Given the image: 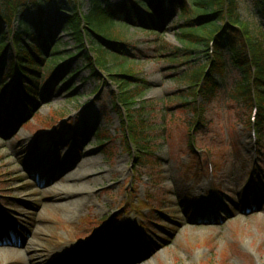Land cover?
<instances>
[{
	"label": "rangeland",
	"instance_id": "374dc122",
	"mask_svg": "<svg viewBox=\"0 0 264 264\" xmlns=\"http://www.w3.org/2000/svg\"><path fill=\"white\" fill-rule=\"evenodd\" d=\"M44 1L46 30L60 51H65L62 57H74L55 66L62 71L54 81L43 78L47 73L41 71L39 111L15 124L2 121L4 113L0 115V239L16 240L0 248V264H66L65 259L71 258L70 253L64 256L66 249L74 245L88 255L98 253L88 264H108L113 259L118 264L127 260L129 264H264V139L258 161L257 142H252L248 126L249 110L232 99L240 72L228 65L224 89L205 109L206 123L198 127L197 144L216 160L206 157L199 165L188 145L189 129L197 118L192 105L182 106L193 102L182 78L206 64L205 45L194 50L180 42L179 27L184 21L172 7L153 21L141 8L129 6L123 14L125 26L118 25L115 34L124 37L120 44L128 51L129 69L145 82L146 105L155 106L142 115L149 126L151 154L161 159L159 168L152 159L141 167L143 161L135 159L139 154L131 145L128 149L123 137L125 114L115 104L118 86L106 78V71L92 76L85 59L89 47L77 54L72 36L62 30L63 17L69 14L50 9L53 3ZM126 1L109 3L118 6ZM84 2L86 12L88 0ZM251 4L242 0L241 15L260 22ZM14 59V51L8 49L7 85ZM9 100L10 92L2 104L8 112L13 109ZM144 100L142 106H146ZM56 119L55 140L50 143L44 132L38 133ZM68 125L74 134L83 136L82 142L66 135ZM108 136L112 140L104 142ZM133 165L143 178L154 171L161 178L160 186L151 189L156 211L147 225L146 246H150L143 256L129 255L126 247L137 239L140 216L147 213L133 207H139L147 194L144 186L134 194L140 174L133 173ZM59 171L63 176L58 177ZM77 176H83L80 182ZM66 191L80 195L78 202L55 200L56 194ZM128 196L133 206H123ZM118 224L124 233H117ZM16 233L21 236L19 242ZM96 236L105 253L99 246L87 248L86 243ZM21 243L27 246L25 250L16 248Z\"/></svg>",
	"mask_w": 264,
	"mask_h": 264
},
{
	"label": "trees",
	"instance_id": "16d2710c",
	"mask_svg": "<svg viewBox=\"0 0 264 264\" xmlns=\"http://www.w3.org/2000/svg\"><path fill=\"white\" fill-rule=\"evenodd\" d=\"M48 1L54 2L57 10L69 12L70 16L65 18L62 30L72 36L77 54L86 49V46L90 53H94V56H90V53L85 56L86 66L92 76H98L97 70L106 71V76L118 86L115 104L125 114L122 129L125 143L129 150L130 145L136 149L137 155L139 154L136 158L138 162L146 163L149 159L147 155L151 153V136L146 132L149 126L142 114L146 108L155 106L146 105L145 82L129 69V60L123 56L126 50L114 42L123 40L124 37L120 33L115 34V31L118 25L125 26L120 19L129 5L142 6L155 19L161 16L166 1L169 0H127L115 7L108 4V0H88L86 12L82 10L85 0H67L63 3H59V0ZM189 1L190 4L187 0H170L185 18L186 25L178 38L182 44L185 43L194 50L204 44L207 62L204 66L193 68L182 78L193 99L192 103L184 102L183 105H192L191 112L197 118L195 123L203 124L206 107L224 85L228 61L241 74L233 92L234 100L242 102L250 110L255 104L259 110L257 127L261 144L264 139V0H251L252 7L258 11L259 17L256 18L261 19L257 23L242 17V0ZM44 4V0H0V78H6L3 71L7 41L9 35L13 34L12 43L18 59L13 64L16 68H13L8 77L13 79L18 90L30 89L25 91L22 101L16 99V106L21 105L23 108L22 113H18L15 107L13 120L19 122L36 109L39 71H51L53 74L52 70L61 60L74 57L66 54L62 57L65 51H60L59 43L52 45L51 33L45 35L48 14L44 11ZM24 12L29 13V16H25ZM15 22L18 23L17 31L13 29ZM3 25L7 26L9 33L3 31ZM94 36L97 38L94 39ZM25 40L31 41L30 46L24 44ZM48 53L50 59H46ZM110 60L113 64H110ZM208 68L210 71L206 74ZM1 87L5 89L6 86L0 80ZM199 96L203 98L202 104L198 100ZM143 100L146 106H142ZM137 106L140 107L139 110ZM190 127L193 129L195 124ZM153 177L156 189L160 186L159 174Z\"/></svg>",
	"mask_w": 264,
	"mask_h": 264
},
{
	"label": "bare ground",
	"instance_id": "6f19581e",
	"mask_svg": "<svg viewBox=\"0 0 264 264\" xmlns=\"http://www.w3.org/2000/svg\"><path fill=\"white\" fill-rule=\"evenodd\" d=\"M85 156H89V153H87V154H85ZM85 164V162H84V160L82 159V165H84ZM77 174H79V173H77ZM61 176H63V174L61 173V171H59V175H58V177H61ZM76 177V176H75ZM83 178V176H77V178H75V179H78L79 180V182H80V180ZM73 191H75V190H73ZM63 192V191H62ZM62 192H59L58 194H56L55 196H54V198H55V200H57V201H59V200H64V201H67L68 203H70V202H73V201H77L79 198H80V195H75L73 192H71V191H66V193L64 194V193H62ZM82 192H84V191H82ZM78 202V201H77ZM116 231H117V233L119 234V233H124L123 232V230H122V226H121V224H118L117 225V227H116ZM101 238H103V236L101 235ZM98 240V242L99 241H101L100 239H97ZM93 244H95V243H93V240L92 241H90L89 243H88V247L89 246H91V245H93ZM21 248H27V247H25V245H21ZM79 256L80 257H84V256H87V250H85V249H83V251H82V249H80L79 250ZM33 264H40V263H38V261H36V262H34ZM82 264H84V263H82Z\"/></svg>",
	"mask_w": 264,
	"mask_h": 264
}]
</instances>
